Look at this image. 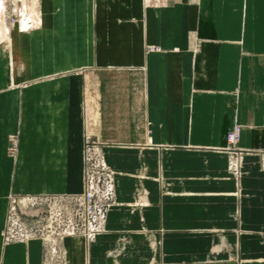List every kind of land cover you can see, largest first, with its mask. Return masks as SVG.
Instances as JSON below:
<instances>
[{
  "label": "crops",
  "instance_id": "obj_1",
  "mask_svg": "<svg viewBox=\"0 0 264 264\" xmlns=\"http://www.w3.org/2000/svg\"><path fill=\"white\" fill-rule=\"evenodd\" d=\"M4 4L0 264H48L4 241L10 200L81 193L85 136L116 201L67 264H264V0Z\"/></svg>",
  "mask_w": 264,
  "mask_h": 264
},
{
  "label": "built area",
  "instance_id": "obj_2",
  "mask_svg": "<svg viewBox=\"0 0 264 264\" xmlns=\"http://www.w3.org/2000/svg\"><path fill=\"white\" fill-rule=\"evenodd\" d=\"M239 136V126H235L226 135L228 169L236 177L240 175L243 154L235 149ZM115 201L114 174L104 163L101 145L85 136L82 149V192L12 198L4 241H40L46 263L67 264L63 239L81 238L86 243L93 241L104 232L107 214Z\"/></svg>",
  "mask_w": 264,
  "mask_h": 264
},
{
  "label": "bare ground",
  "instance_id": "obj_3",
  "mask_svg": "<svg viewBox=\"0 0 264 264\" xmlns=\"http://www.w3.org/2000/svg\"><path fill=\"white\" fill-rule=\"evenodd\" d=\"M13 1V0H12ZM23 2V1H22ZM14 3V2H13ZM24 3V2H23ZM22 3V4H23ZM5 11H6V9H5V4H4V0H0V22L1 23H4L5 22ZM13 13H14V15L16 16V17H19V19H18V22H19V24L23 27V28H26V26H28V24H26V22H28L29 21V18L27 17L28 15L27 14H25V13H21L20 12V9L18 8V6L16 5V4H14L13 5ZM21 13V14H20ZM29 14V13H28ZM10 22H11V20H10ZM14 22V21H13ZM1 23H0V35H1V37H3L4 36V30H6L5 28H4V25L3 26H1ZM8 32V31H7ZM7 35V34H6ZM8 37V36H7ZM4 39V38H3ZM11 61V60H10ZM12 64V63H11ZM66 239H71V238H65V239H63V241L64 240H66ZM72 239H75V238H72ZM62 241V242H63Z\"/></svg>",
  "mask_w": 264,
  "mask_h": 264
},
{
  "label": "rangeland",
  "instance_id": "obj_4",
  "mask_svg": "<svg viewBox=\"0 0 264 264\" xmlns=\"http://www.w3.org/2000/svg\"><path fill=\"white\" fill-rule=\"evenodd\" d=\"M12 22H10L12 25H13V19L11 20ZM66 240L63 241L62 243V246L63 244L65 243ZM77 241H75L74 243H76ZM65 246H63V251H64V254H65V258L67 257V249L64 248ZM54 248V247H53ZM56 250V247L54 248Z\"/></svg>",
  "mask_w": 264,
  "mask_h": 264
}]
</instances>
